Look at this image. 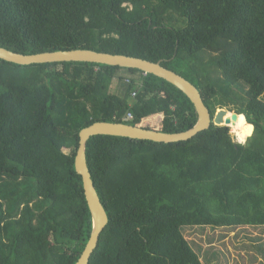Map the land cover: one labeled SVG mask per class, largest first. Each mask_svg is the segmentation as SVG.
Here are the masks:
<instances>
[{
  "label": "trees",
  "instance_id": "obj_1",
  "mask_svg": "<svg viewBox=\"0 0 264 264\" xmlns=\"http://www.w3.org/2000/svg\"><path fill=\"white\" fill-rule=\"evenodd\" d=\"M0 45L161 61L198 87L212 116L228 106L254 125L246 146L212 123L171 143L91 137L87 162L109 222L89 264H204L185 226L264 227V0H0ZM197 119L185 93L139 69L0 59V264L80 258L93 226L75 169L82 128L181 132Z\"/></svg>",
  "mask_w": 264,
  "mask_h": 264
},
{
  "label": "water",
  "instance_id": "obj_2",
  "mask_svg": "<svg viewBox=\"0 0 264 264\" xmlns=\"http://www.w3.org/2000/svg\"><path fill=\"white\" fill-rule=\"evenodd\" d=\"M0 59L21 65L77 61L139 69L146 74L149 73L161 77L175 85L188 96L195 106L198 115L196 124L192 128L181 132H164L126 122L114 121H95L80 130L79 145L75 156V169L82 176L84 193L92 216L93 226L89 241L76 264H89L91 256L98 246L100 235L109 222L107 210L101 201L87 162V143L91 137L96 135H113L171 143L189 140L200 131L210 128L211 123L214 125L225 124L223 118L224 113L221 112V108L212 116L198 87L181 74L165 67L161 61H151L142 57L97 51L88 48L25 54L1 45Z\"/></svg>",
  "mask_w": 264,
  "mask_h": 264
},
{
  "label": "rangeland",
  "instance_id": "obj_3",
  "mask_svg": "<svg viewBox=\"0 0 264 264\" xmlns=\"http://www.w3.org/2000/svg\"><path fill=\"white\" fill-rule=\"evenodd\" d=\"M117 87L118 82H113L111 90L115 92ZM219 108L222 107L216 111ZM263 228L260 225L185 226L183 233L204 264H264Z\"/></svg>",
  "mask_w": 264,
  "mask_h": 264
},
{
  "label": "clouds",
  "instance_id": "obj_4",
  "mask_svg": "<svg viewBox=\"0 0 264 264\" xmlns=\"http://www.w3.org/2000/svg\"><path fill=\"white\" fill-rule=\"evenodd\" d=\"M121 7H127L132 10L130 4L122 3ZM221 112L224 113V126L228 129L227 135L231 142L238 145L246 146L247 141L254 133V125L249 122V118L244 112L237 113L235 109L222 107Z\"/></svg>",
  "mask_w": 264,
  "mask_h": 264
},
{
  "label": "built area",
  "instance_id": "obj_5",
  "mask_svg": "<svg viewBox=\"0 0 264 264\" xmlns=\"http://www.w3.org/2000/svg\"><path fill=\"white\" fill-rule=\"evenodd\" d=\"M136 93H137L136 91H133L132 95L136 96ZM133 118H134V116H133L132 112H128L127 115L125 116V120H131Z\"/></svg>",
  "mask_w": 264,
  "mask_h": 264
},
{
  "label": "crops",
  "instance_id": "obj_6",
  "mask_svg": "<svg viewBox=\"0 0 264 264\" xmlns=\"http://www.w3.org/2000/svg\"><path fill=\"white\" fill-rule=\"evenodd\" d=\"M263 228V227H262ZM240 229V228H239ZM264 229V228H263ZM238 230V229H237ZM203 261V260H202Z\"/></svg>",
  "mask_w": 264,
  "mask_h": 264
}]
</instances>
